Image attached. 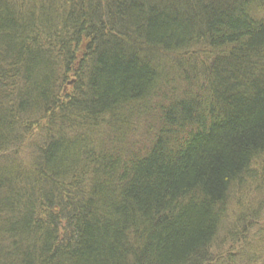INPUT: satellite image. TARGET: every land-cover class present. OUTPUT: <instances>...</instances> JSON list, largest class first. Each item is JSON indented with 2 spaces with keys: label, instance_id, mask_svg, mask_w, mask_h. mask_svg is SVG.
Here are the masks:
<instances>
[{
  "label": "trees",
  "instance_id": "1",
  "mask_svg": "<svg viewBox=\"0 0 264 264\" xmlns=\"http://www.w3.org/2000/svg\"><path fill=\"white\" fill-rule=\"evenodd\" d=\"M263 190L264 0H0V264H235Z\"/></svg>",
  "mask_w": 264,
  "mask_h": 264
},
{
  "label": "rangeland",
  "instance_id": "2",
  "mask_svg": "<svg viewBox=\"0 0 264 264\" xmlns=\"http://www.w3.org/2000/svg\"><path fill=\"white\" fill-rule=\"evenodd\" d=\"M253 192H251V190H249L248 192L246 191L244 194L240 193L238 194L239 196H243V201L245 198L252 200L251 196L252 194H250ZM264 198V190L261 191V193L257 194V198ZM259 198V199H260ZM231 209H232V213H236V215L232 214V218L231 220L233 221L237 215L241 212H239V210L236 207V204L232 203L231 204ZM252 210H256L255 215L258 216L259 219L258 221H253L250 225H251V229L248 230L247 232V239H246V246L243 244V242L240 240L238 242V244L234 245V243H228V242H220V243H224L226 244V247L224 250H228L227 252H223L221 254H219V252H217V250L219 249V247H217V244L214 248L215 255H214V259L218 258V256H224L227 254H233L235 255V258L233 257L232 261L235 262V264H264V202H263V207L260 206V208L256 206H252ZM231 221V223H232ZM246 235V234H245ZM224 237V240H226L225 238V234H223L219 239H222ZM260 241H263V245H260ZM260 245V247H258ZM241 251V253H243L244 256H248L246 258H240V260L238 261L237 258L239 257V255L236 256L235 252L236 251ZM229 252V253H228ZM240 256V257H243ZM234 264V263H233Z\"/></svg>",
  "mask_w": 264,
  "mask_h": 264
},
{
  "label": "water",
  "instance_id": "3",
  "mask_svg": "<svg viewBox=\"0 0 264 264\" xmlns=\"http://www.w3.org/2000/svg\"><path fill=\"white\" fill-rule=\"evenodd\" d=\"M74 83V81L70 82L69 85H72Z\"/></svg>",
  "mask_w": 264,
  "mask_h": 264
}]
</instances>
